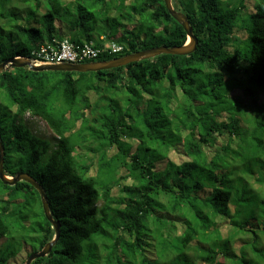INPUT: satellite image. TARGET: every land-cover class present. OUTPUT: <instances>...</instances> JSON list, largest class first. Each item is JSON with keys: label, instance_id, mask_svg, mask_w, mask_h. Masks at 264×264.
Segmentation results:
<instances>
[{"label": "trees", "instance_id": "16d2710c", "mask_svg": "<svg viewBox=\"0 0 264 264\" xmlns=\"http://www.w3.org/2000/svg\"><path fill=\"white\" fill-rule=\"evenodd\" d=\"M173 6L193 55L0 74L5 173L34 178L60 224L33 264H264V0ZM65 40L125 46L105 62L188 36L165 0H0V65ZM55 234L34 187L0 180V264H25Z\"/></svg>", "mask_w": 264, "mask_h": 264}, {"label": "water", "instance_id": "95a60500", "mask_svg": "<svg viewBox=\"0 0 264 264\" xmlns=\"http://www.w3.org/2000/svg\"><path fill=\"white\" fill-rule=\"evenodd\" d=\"M165 4L168 12L173 17V19L177 23H179L187 33L188 42L185 46L181 48L168 49L166 47H161L157 49L134 53L112 61L90 62L79 65L63 64V65L38 66L32 63L30 59L16 58L1 64L0 74L9 71L11 69H28L36 73H41V72H67V73H81V74L99 73V72L124 68L131 64L140 63L146 60H151L162 55H171V56H180V57H187L193 55L196 52L199 43L196 37L193 35V29L190 26L188 18L174 9L173 0H165ZM4 164H5V152H4L2 138L0 136V180L4 185L10 187H14L22 182L28 183L29 185L34 187L41 196L45 217L51 223V225L53 226L56 232L53 241L49 243L41 252L30 256L25 263V264H33L35 261L39 259H45L51 255L53 249L57 246L60 239V224L54 221L50 211L48 198L42 187L37 183V181L26 173H20L16 177H8L5 173Z\"/></svg>", "mask_w": 264, "mask_h": 264}, {"label": "built area", "instance_id": "2783aa9c", "mask_svg": "<svg viewBox=\"0 0 264 264\" xmlns=\"http://www.w3.org/2000/svg\"><path fill=\"white\" fill-rule=\"evenodd\" d=\"M125 46L108 42L104 47L99 49L94 42L85 43L83 46L71 44L67 40L63 42L54 41L53 44H47L38 52L33 54L32 63L38 66L44 65H63V64H84L86 62H94L103 53L111 55L124 51Z\"/></svg>", "mask_w": 264, "mask_h": 264}, {"label": "rangeland", "instance_id": "374dc122", "mask_svg": "<svg viewBox=\"0 0 264 264\" xmlns=\"http://www.w3.org/2000/svg\"><path fill=\"white\" fill-rule=\"evenodd\" d=\"M74 0H70V2H73ZM234 95L240 96V92H236ZM243 96V95H241ZM262 101L264 102V97L262 98ZM26 123L28 125V128L32 131V133L41 138V139H46L49 140L53 143L56 142L57 138L55 135L51 132V130L48 128L46 123L36 120V119H31L29 116H26ZM173 158H176V156H173ZM160 168H162L160 166ZM27 261V260H26ZM26 263V262H25Z\"/></svg>", "mask_w": 264, "mask_h": 264}]
</instances>
